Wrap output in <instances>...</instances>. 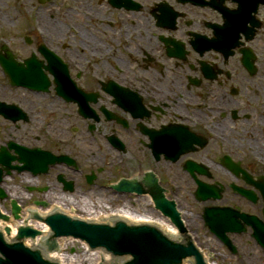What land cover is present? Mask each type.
Listing matches in <instances>:
<instances>
[{
    "label": "flooded vegetation",
    "instance_id": "1",
    "mask_svg": "<svg viewBox=\"0 0 264 264\" xmlns=\"http://www.w3.org/2000/svg\"><path fill=\"white\" fill-rule=\"evenodd\" d=\"M25 161L24 210L164 195L239 227L219 262L264 264V0H0V164Z\"/></svg>",
    "mask_w": 264,
    "mask_h": 264
},
{
    "label": "water",
    "instance_id": "2",
    "mask_svg": "<svg viewBox=\"0 0 264 264\" xmlns=\"http://www.w3.org/2000/svg\"><path fill=\"white\" fill-rule=\"evenodd\" d=\"M157 204L162 212L170 215L182 230L176 212L167 206L165 200H157ZM18 212V206L13 203L12 214L16 219L19 218ZM32 217L44 221L50 228L49 236L42 241L46 251L58 248L57 237L72 236L84 240L91 248L104 247L115 255H131L132 259L125 264H180L187 257L193 260V264H206L201 253L190 241H175L153 226L127 225L122 221L115 222L113 226L90 223L72 219L59 212H54L46 217L33 213ZM0 218L6 220L8 217L0 213ZM9 221H13L10 216L3 222ZM159 226L164 230L163 225ZM4 230L6 233L9 232L8 227H5ZM38 234H40L39 230L20 226L15 235L17 241L8 243L0 231V264H58L46 259L40 250L28 248L21 242L24 237H34ZM60 244L63 247L62 253H57V255L62 259L63 264H93L97 254L104 253L102 250L89 253L79 242L71 239L63 238ZM100 258L104 261L107 256L103 255ZM125 259L126 257H121L116 261L123 262ZM190 262L191 260L188 259L184 263L190 264ZM107 263L105 262V264Z\"/></svg>",
    "mask_w": 264,
    "mask_h": 264
},
{
    "label": "rangeland",
    "instance_id": "3",
    "mask_svg": "<svg viewBox=\"0 0 264 264\" xmlns=\"http://www.w3.org/2000/svg\"><path fill=\"white\" fill-rule=\"evenodd\" d=\"M26 180V179H25ZM14 180H8L7 181V183H11V182H13ZM27 181V180H26ZM33 184L35 183V180H32L31 181ZM31 182H28V183H31ZM14 185H17L16 184V182H14ZM20 188V187H19ZM20 189H22V188H20ZM15 190H17L16 188H15ZM29 194V191H27V192H25V196H22V198H19V199H22V200H24V206H29L28 204H29V200L28 199H30L31 198V196H29L28 195ZM95 194V195H94ZM15 196H17V195H15ZM72 196H77V195H75V194H73ZM103 196H104V193L102 192V194H101V192H99V191H94V192H89V193H86V192H84V194H82V196H80L81 197V201H82V204L84 203L85 204V202H90L91 203V205L89 206H87V207H89V208H87V209H85V210H87L88 211V214H92V215H96V214H99V213H102V212H104V209H107L109 212L110 211H126V210H128V211H130L131 213H134V214H137V215H142V214H151L152 212L150 211V209H152L151 208V206L149 205V206H144L143 204L141 205V200H139V206H136V207H131V208H129V207H127V206H124V204H122V205H113V206H109L108 205V202H106V201H104L103 203H104V205H103V207H99V208H97V206H93L94 204H97V201H100L101 202V199H104L103 198ZM79 197V198H80ZM77 198H78V196H77ZM1 203H2V201H0ZM4 202V201H3ZM0 203V205H2ZM112 203V202H111ZM93 208H92V207ZM24 208V207H23ZM43 210H45V209H43ZM195 209L193 208L192 209V211H194ZM68 212H70L69 210H68ZM71 214H73V213H76V214H79L80 215V213H81V211H79V212H73V211H71L70 212ZM23 214L24 215H27V213L26 212H23ZM76 214H74V215H76ZM154 215H155V217H159L160 215H158L157 213H155L154 212ZM187 215L189 216V214L187 213ZM193 218V217H192ZM1 224H3L2 222H0ZM17 222H15V223H13V225L14 224H16ZM192 224H195V221H193L192 222ZM199 235H200V239H203V240H211V236H210V234H207V233H205L204 231H200V233H199ZM29 244H33V242L31 241ZM208 255V254H207ZM215 259V258H214ZM214 259H211V260H214ZM215 261H217V264H226V262H219L220 260H218V259H215Z\"/></svg>",
    "mask_w": 264,
    "mask_h": 264
},
{
    "label": "bare ground",
    "instance_id": "4",
    "mask_svg": "<svg viewBox=\"0 0 264 264\" xmlns=\"http://www.w3.org/2000/svg\"><path fill=\"white\" fill-rule=\"evenodd\" d=\"M144 201L145 202H149V200L148 199H144ZM145 202H143V205H145L146 206V203ZM123 215H126V216H128L129 218H131V219H136V220H139V219H144L145 217L144 216H142V215H140V216H137V215H135V216H133L132 214H127V212L126 211H124L123 213H122ZM151 215L152 216H154L155 217V215H154V213L152 212L151 213ZM11 217V216H10ZM154 217H148V216H146V218H150V219H152V218H154ZM154 221H158V222H160L159 223V225H163V227H164V222L163 221H160V220H158V219H153ZM13 221H15L14 219H13ZM27 223L29 222V221H26ZM168 229H170V228H168ZM171 230V232L172 233H175L176 232V230L174 229V228H171L170 229ZM46 234V232L45 233H43V235H45ZM174 235V234H173ZM37 240V239H36ZM36 240L34 241V242H36Z\"/></svg>",
    "mask_w": 264,
    "mask_h": 264
}]
</instances>
